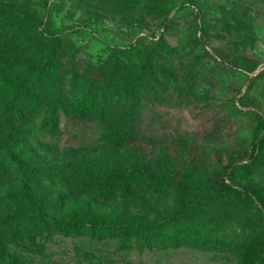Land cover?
I'll return each mask as SVG.
<instances>
[{"label": "rangeland", "instance_id": "1", "mask_svg": "<svg viewBox=\"0 0 264 264\" xmlns=\"http://www.w3.org/2000/svg\"><path fill=\"white\" fill-rule=\"evenodd\" d=\"M0 62V264H264V0H0Z\"/></svg>", "mask_w": 264, "mask_h": 264}, {"label": "trees", "instance_id": "2", "mask_svg": "<svg viewBox=\"0 0 264 264\" xmlns=\"http://www.w3.org/2000/svg\"><path fill=\"white\" fill-rule=\"evenodd\" d=\"M1 65V62H0ZM254 66H251L252 70ZM264 75V72H263ZM125 84H128L125 82ZM126 92L134 98L133 92L130 90L129 86L126 85ZM151 99H159V95L155 92L150 96ZM85 104L80 106V110L77 116H83V108ZM75 116V117H77ZM259 127H257L256 134L253 136L254 141L261 133L263 129V121L259 118ZM53 133L48 125V121H43L41 125V132ZM264 137V133H263ZM121 139L124 142H133L134 136L130 134H122ZM113 183L112 180H106L103 184L105 186H111ZM229 193L235 197H240V192L236 188L228 189ZM46 229L60 233L63 235H72V236H88L91 239L101 240V239H114L118 243V247L125 250L136 249L142 251L143 249H165L168 247L177 248V247H189L203 251H219L231 254L238 258V253L235 247V244L224 238L217 237H206V236H197L192 233H177L171 236L157 238V239H133L128 237L125 232H123L117 225H108L102 222L96 221L94 219H74V220H58L51 221L46 223ZM150 225L146 222H130L127 227V232L135 230H144L149 229ZM262 254L258 256L260 260Z\"/></svg>", "mask_w": 264, "mask_h": 264}]
</instances>
